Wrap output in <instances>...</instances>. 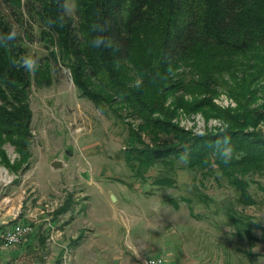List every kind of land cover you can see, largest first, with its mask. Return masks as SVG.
I'll return each mask as SVG.
<instances>
[{"label":"trees","instance_id":"obj_1","mask_svg":"<svg viewBox=\"0 0 264 264\" xmlns=\"http://www.w3.org/2000/svg\"><path fill=\"white\" fill-rule=\"evenodd\" d=\"M184 1L183 5V0H77L71 18L66 0H0V37L16 33L6 46L0 44V138L20 156L10 163L1 151L0 162L15 173L20 162L28 161L31 77L38 84L40 76H49V65L51 70L62 65L71 71L79 97L124 123L123 159L139 179L151 176L146 171L158 163L171 170L187 148V169H197L202 178L215 175V180L219 173L250 203L248 182L264 176V137L245 130L264 121V106L250 108L261 90L254 86L257 79L249 77L264 75V0ZM97 19L109 23L112 48H90L89 25ZM35 42L46 53L37 57L39 66L33 74L11 61L30 54L28 46ZM244 57L250 62L240 60ZM127 64L136 82L128 77ZM181 66L190 67L194 77L188 79ZM225 72L228 79H222ZM238 73L243 77L235 79ZM137 81L142 83L138 86ZM215 87L223 88L240 109L232 112L213 104ZM173 92L204 97L187 102L179 96L170 110L164 102ZM178 108L203 111L206 118L229 125L234 147L230 163L224 164L207 147L215 133L191 137L171 122ZM126 118L139 119L140 124L133 127ZM156 183L172 186L174 180L166 177ZM70 201L68 197L57 211L64 212ZM245 235L253 243L248 230Z\"/></svg>","mask_w":264,"mask_h":264},{"label":"rangeland","instance_id":"obj_2","mask_svg":"<svg viewBox=\"0 0 264 264\" xmlns=\"http://www.w3.org/2000/svg\"><path fill=\"white\" fill-rule=\"evenodd\" d=\"M185 2L183 0V5ZM76 3L77 0H66V13L71 18H75ZM150 20L156 24L157 16ZM28 49L36 58L46 53L36 42ZM240 60L250 62L245 57ZM48 68L49 76H40L38 84L31 77L32 139L28 161L20 162L15 173L0 162L1 229L28 223L33 233L40 210H47L42 215L50 219L51 209H57L72 196L75 205L71 207L78 211V219H84L92 210V215L98 212L107 219V228L111 225L115 232L112 236L108 235V230L96 231L99 242L108 244L98 248L107 257L112 254L111 249L124 257L125 251L133 252L132 246L141 245L143 240L149 246L151 239L159 237L161 241L171 242L168 252L175 264H264V176L253 177L256 182H248L250 203L219 173L216 180L215 175L204 179L197 169H187V164L179 159L171 170L160 163L151 167L145 173L151 176L142 181L123 159L122 149L127 138L124 123L104 115L90 101L79 97L71 71L65 66L58 65L51 70L49 65ZM126 68L128 77L136 82L137 76L130 65ZM179 70L185 72L188 79L194 77L190 67L181 66ZM226 73L222 79L229 78ZM240 77L243 76L238 73L235 79ZM249 77L257 79L254 86L261 90L250 108L263 107L264 75ZM45 80L49 85L43 83ZM215 89L216 95L211 96L213 104L232 112L240 109L223 88ZM179 96L189 102L204 94L173 92L164 106L173 110ZM130 119L126 118L125 122H131ZM171 122L191 137L199 136L197 130L205 125L209 133H216L225 123L216 117L206 118L203 111L187 112L182 108L176 109ZM131 124L137 127L140 120L133 118ZM245 130L260 132L264 137V121ZM1 151L10 163L20 159L14 147L0 138V154ZM54 159L63 161L65 166L52 169ZM84 172L87 179L82 175ZM166 177H171L174 185L156 183ZM200 180L204 187L199 184ZM109 192L118 198L119 211L107 205L111 202V197H107ZM44 223L47 222H43L42 227ZM246 230L257 241L253 237V243L249 242ZM39 246L41 248L35 251L26 249L15 259L6 257L1 264H47L51 253L61 255L64 251L60 245L55 250L50 249L48 242L37 248ZM149 247L146 258L155 255ZM5 249L7 253L10 251L9 247ZM157 252L160 257L166 255L162 247Z\"/></svg>","mask_w":264,"mask_h":264},{"label":"crops","instance_id":"obj_3","mask_svg":"<svg viewBox=\"0 0 264 264\" xmlns=\"http://www.w3.org/2000/svg\"><path fill=\"white\" fill-rule=\"evenodd\" d=\"M110 195L113 194L109 192L107 197L110 198ZM69 198L71 200L70 205L64 212L57 211V209L64 203L55 210L51 209L50 219L43 216L47 210H40L39 216L36 220L37 225L33 230V233L31 232L28 234L19 245L10 246L8 249L10 251L8 253L6 252V249L1 251L0 264L6 259V257L7 259H15L21 252L26 251V249L29 250L31 248L35 251L41 248V246L37 248V245H45V242L49 243V248L52 250H55L56 246L60 245L64 251L62 252V248L59 251L65 254L64 256H61L62 253L60 255L59 253L50 252L51 258L49 262L47 261V264H143L146 260L145 254L149 246L151 251L155 254L153 256L158 257L160 256L157 250L159 247H162L166 253L162 258L165 259L166 264H175V259L170 257V252H168L171 242H168L167 240L161 241L159 237L151 239L149 246L144 243V240L143 243L141 242V245L132 246L133 252L125 251L126 255L124 257L118 252L114 253L112 249V254H110L109 257L102 254V252L100 253L98 248L105 245L106 242H99L96 231L99 230V232H106L108 230V235L110 236H112L113 233L115 234V232L110 227L111 225L107 228V219L104 218L101 213L96 212L92 215L91 213L93 212L91 210L84 219H78V211H76L75 207H71V205H75L74 198L72 196ZM115 201L116 203L109 201L107 205L119 211L120 207L118 206V198L115 197ZM45 221L47 223H44V227H42V224ZM110 247L113 248L112 245ZM115 261H117V263H115Z\"/></svg>","mask_w":264,"mask_h":264},{"label":"clouds","instance_id":"obj_4","mask_svg":"<svg viewBox=\"0 0 264 264\" xmlns=\"http://www.w3.org/2000/svg\"><path fill=\"white\" fill-rule=\"evenodd\" d=\"M109 23L107 21L101 22L99 19L94 20L89 25L90 40L89 46L92 49L106 50L112 48L113 44L111 38L107 36ZM16 33L11 32L6 37H0V44L6 46L8 41L15 39ZM11 63L14 66H23L25 71L35 74L38 69V59L27 54L20 57L18 60L13 59ZM142 81H137L139 86ZM229 125L227 123H222L215 133L216 138L207 142V147H209L214 154L224 163L228 164L231 162L233 156V143L232 138L228 133ZM197 135L200 137H207L209 135L207 126L197 130ZM179 161L183 164L189 162L188 149L185 148L179 155Z\"/></svg>","mask_w":264,"mask_h":264},{"label":"built area","instance_id":"obj_5","mask_svg":"<svg viewBox=\"0 0 264 264\" xmlns=\"http://www.w3.org/2000/svg\"><path fill=\"white\" fill-rule=\"evenodd\" d=\"M31 232L32 227L28 223H17L9 229H0V252L10 246L19 245ZM143 264H166V261L162 257L151 256Z\"/></svg>","mask_w":264,"mask_h":264},{"label":"water","instance_id":"obj_6","mask_svg":"<svg viewBox=\"0 0 264 264\" xmlns=\"http://www.w3.org/2000/svg\"><path fill=\"white\" fill-rule=\"evenodd\" d=\"M65 164L63 161L59 160V159H54L52 162H51V168L54 169V170H57V169H61L62 167H64ZM83 176H85V178L87 179V175L86 173H82ZM110 199L112 202L115 201V197L113 195H110Z\"/></svg>","mask_w":264,"mask_h":264}]
</instances>
